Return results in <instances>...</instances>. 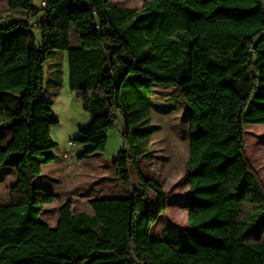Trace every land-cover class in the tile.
<instances>
[{
	"label": "trees",
	"instance_id": "16d2710c",
	"mask_svg": "<svg viewBox=\"0 0 264 264\" xmlns=\"http://www.w3.org/2000/svg\"><path fill=\"white\" fill-rule=\"evenodd\" d=\"M9 9L12 20L0 25V126L12 124L14 135L0 149V173L18 170L15 191L24 195L0 204V264H264V187L245 141L247 126L264 125V0H145L142 9L9 0ZM196 43L241 103L228 120L190 124L188 234L170 244L151 237L169 199L139 164L152 137L155 87L192 88ZM51 50L68 54L69 87L93 116L76 139L91 148L78 158L104 153L120 119L126 145L113 168L128 191L90 201L93 215L74 214L66 202L56 229L41 221L53 197L34 186L58 157L56 122L42 98Z\"/></svg>",
	"mask_w": 264,
	"mask_h": 264
},
{
	"label": "rangeland",
	"instance_id": "374dc122",
	"mask_svg": "<svg viewBox=\"0 0 264 264\" xmlns=\"http://www.w3.org/2000/svg\"><path fill=\"white\" fill-rule=\"evenodd\" d=\"M120 8L142 9L145 0H112ZM13 14L9 0H0V25L10 22ZM38 46L43 39L34 31ZM199 53L195 56V52ZM57 64L61 75L57 76ZM193 86L189 91L176 87H155L153 94L152 137L147 158L140 161L143 174L161 185L169 199L168 208L151 231L153 240L170 244L187 239L188 234V164L189 130L195 120H228L240 106V98L225 88V75H216L209 64L207 52L195 44L193 52ZM60 81V89L55 90ZM44 93L42 98L51 104L56 125L52 139L58 145V160L43 166L34 179V186L44 193H53V201L46 203L42 218L55 226L61 207L66 202L73 204V212L92 214L90 201L94 198H121L128 194L119 182L113 168V160L125 148L126 138L122 122L117 120L115 128L107 133L108 143L104 153H97L81 160L91 147L80 145L76 139L80 130L88 127L93 116L84 109L82 101L69 87L68 54L51 50L45 64ZM246 154L264 187V125L247 126ZM14 135L12 124L0 126V149L5 148ZM73 143V145H71ZM49 167L57 169L58 175H43ZM133 186L139 185L137 172L131 168ZM42 176V177H41ZM54 177L56 180H52ZM40 181L37 183L38 179ZM21 181L18 170L8 168L0 173V204L12 203L16 196H23L22 190L15 191ZM42 185V186H40ZM152 201L156 196L149 193Z\"/></svg>",
	"mask_w": 264,
	"mask_h": 264
},
{
	"label": "crops",
	"instance_id": "0c3cea01",
	"mask_svg": "<svg viewBox=\"0 0 264 264\" xmlns=\"http://www.w3.org/2000/svg\"><path fill=\"white\" fill-rule=\"evenodd\" d=\"M57 156H58V154H57ZM57 160H58V157H57ZM57 160H56V161H57ZM47 166H49V165H47ZM56 173H58V171H57L56 168H54V167H49V168H47L46 170H44L42 176H45V175H48V174H51V175L55 176V178H56L58 175L60 176V174H56ZM42 176H41V177H42ZM55 178L52 177V180H56ZM39 181H40V178H39L38 181H36V182L38 183ZM40 186H42V185H40ZM126 196H128V194H127V195H124L123 197H126ZM108 198H111V197H107V198H101V197H100V199H108ZM95 199H97V198H94V199H92V200H95ZM92 200H91V201H92ZM9 204H10V203H9ZM72 211H73V209H72ZM92 211H93V210H92ZM46 212H48V211H47V209L44 208V210H43V212H42V215H41V221H42L44 224L48 225L50 228H52V229H56L57 226H58V223H59V219H58V221H57V223H56L55 226H51V225H49L48 222L44 221L43 218H42V216H43ZM73 213H74V212H73ZM74 214H75V213H74ZM76 214H78V213H76ZM89 215H93V212H92V214H89Z\"/></svg>",
	"mask_w": 264,
	"mask_h": 264
},
{
	"label": "built area",
	"instance_id": "2783aa9c",
	"mask_svg": "<svg viewBox=\"0 0 264 264\" xmlns=\"http://www.w3.org/2000/svg\"><path fill=\"white\" fill-rule=\"evenodd\" d=\"M71 145H73V143H71Z\"/></svg>",
	"mask_w": 264,
	"mask_h": 264
}]
</instances>
